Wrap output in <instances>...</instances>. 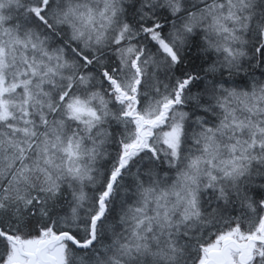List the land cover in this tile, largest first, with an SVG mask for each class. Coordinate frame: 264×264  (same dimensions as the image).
Here are the masks:
<instances>
[{
    "label": "snow or ice",
    "instance_id": "obj_1",
    "mask_svg": "<svg viewBox=\"0 0 264 264\" xmlns=\"http://www.w3.org/2000/svg\"><path fill=\"white\" fill-rule=\"evenodd\" d=\"M0 264H264V0H0Z\"/></svg>",
    "mask_w": 264,
    "mask_h": 264
}]
</instances>
